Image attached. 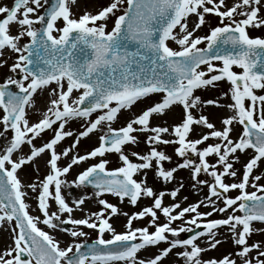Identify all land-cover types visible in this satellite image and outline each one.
<instances>
[{
	"label": "snow or ice",
	"instance_id": "snow-or-ice-1",
	"mask_svg": "<svg viewBox=\"0 0 264 264\" xmlns=\"http://www.w3.org/2000/svg\"><path fill=\"white\" fill-rule=\"evenodd\" d=\"M76 2L13 0L11 6H0V57L5 50L14 53L10 71L20 74V78L10 75L0 82V225H11L13 241L0 251V264H164L176 249L180 251L175 255L184 264H238L237 257L239 264H264V242L248 243L254 231L262 230L254 228V222L264 224V184L258 183L264 176L254 174L264 162V94L255 91L264 90V38L250 37L247 30L264 26V16L258 15L264 0H236L230 6L226 0H126V7L125 0H109L95 13L86 10L78 18L71 11ZM206 14L216 15L219 24L207 35H194L205 25ZM192 15L197 19L189 29ZM109 20H113L110 30ZM13 24L18 26L14 34ZM25 37L27 42L22 43ZM169 41L178 47H171ZM202 42L205 47H199ZM6 62L0 59V65ZM220 81L230 84L220 94L230 103L222 105L219 99L202 100L195 95L196 90L215 87ZM46 89L50 106L41 111V118L30 121L29 109L36 110L34 96L38 91L43 96ZM153 95L158 99L150 106L123 126H112L122 110ZM175 106L182 108L179 122L151 125L153 116L165 115ZM205 106L228 109L229 114L219 117L221 128L207 115L194 112ZM77 119L84 121L83 130L70 147L58 151L60 142L73 135L66 125ZM102 126L106 131L97 146L84 154H71L81 138ZM196 127L209 131L190 138ZM46 130L53 135L36 145L34 140ZM138 132L150 133L145 137L148 145L176 144L174 151L182 162L165 168L163 162L172 157L156 146L144 153L132 151L139 162L130 159L124 146L137 144L134 133ZM210 138L213 143H207ZM249 151L239 178L226 182L225 177H237V153ZM111 152L118 154L120 167L107 168L109 161L103 157ZM212 156L214 163L208 159ZM62 157L67 158L64 164ZM96 157H100L98 162L83 168L73 180L65 178L73 166ZM38 160L42 165H37ZM30 163L35 179L25 185L19 171ZM40 166L46 169L43 176ZM177 169L189 170L193 187L207 188L203 201L166 206L165 192L157 193L146 182V170L169 182ZM201 173L211 179H201ZM137 174L145 179H136ZM71 185L92 186L98 209L74 217V210L86 211L82 205L88 197L82 195L69 203L63 188ZM182 187L172 189L170 196L177 197ZM25 188L36 193L40 215L30 214ZM232 190L237 194L229 196ZM104 194L121 202L127 199L133 206L141 197L151 198L152 204L129 214L104 199ZM202 204L211 210L199 211ZM217 212L225 215L204 219ZM189 213L194 215L185 220ZM120 214L126 218L125 230L118 232L110 221ZM158 214L165 222L158 223ZM146 217V225L133 226L135 220ZM177 220L183 223L172 226ZM41 223L52 230L72 225L63 228L72 241L61 247ZM84 227L96 231L95 240H79L88 235ZM221 227L231 234L237 251L204 258L207 249L221 243L217 239ZM185 232L194 234L182 238ZM106 233H110L108 238ZM199 238L206 239V247L197 243ZM149 248L156 252H148ZM142 251L145 256L139 255Z\"/></svg>",
	"mask_w": 264,
	"mask_h": 264
},
{
	"label": "rangeland",
	"instance_id": "rangeland-1",
	"mask_svg": "<svg viewBox=\"0 0 264 264\" xmlns=\"http://www.w3.org/2000/svg\"><path fill=\"white\" fill-rule=\"evenodd\" d=\"M108 2H109V0H77L76 4L72 5L71 11L74 14V16L78 18L86 10L91 12V13H95L101 7L106 6ZM234 2H236V0H226V3L229 6L232 5ZM12 4H13V0H0V6H3V5L11 6ZM126 6H127V4H126V0H125V4L123 5V7H126ZM221 10H226V9H224L222 7ZM117 14H119V12ZM258 15L264 16V7H262L261 12L258 13ZM240 18L241 17H236V19H240ZM196 19L197 18L194 15L189 17V20H188L189 29H191V27L193 26V22ZM228 22H230V21L225 20V23H228ZM218 24H219V18L216 15L206 14L205 25H203L199 30H197L194 33V35H201V36L207 35L210 31V28L217 26ZM35 26L39 27V24H37ZM61 26H62V22H58L57 27H61ZM112 26H113V20H109L108 21V29L110 30ZM17 30H18V26L16 24H13L11 26V32L14 34L17 32ZM247 30H248V34L250 37L264 38V26L249 27ZM54 34L58 35V33H56V32H54ZM27 39H28L27 37L23 38L22 43L27 42ZM169 44L173 48L178 47L172 41H169ZM205 46H206V44L203 42L201 43V45H199V47H205ZM14 57H15V54L10 53L8 50H5L4 56L0 57V59L7 61L6 63L0 65V82H2L6 77H8L10 75L15 78V76L17 74H19V73H12L10 71V65L14 62ZM234 70L241 71V69L235 68V67H234ZM51 87L55 88L56 87L55 83H53ZM229 88H230V84L228 82L220 81V82H217L215 87L209 86L206 88L196 90L195 95L200 96L202 100L203 99H219L220 104L226 105L227 103L231 102L230 99L226 96H221L220 94L222 92H227L229 90ZM255 91L257 92V94H264V90H255ZM34 98L36 101L34 108L36 110L32 116V119L30 120L33 122L37 121L39 118H41V112H39V110L37 111L38 107H40L39 105L41 102L43 103L42 105H45V107L50 106V104L48 102L47 89L45 90V93L43 96L38 91L35 94ZM157 99H158V97L153 95L150 98H146V99H143L141 101H138L135 105L132 106V108L130 110H122L121 113L118 114V118L115 122H113L112 126L113 127L123 126L126 123V121L129 118H131L134 114H139L142 109L146 108L147 106H150L151 103L153 101H156ZM181 112H182L181 106L172 107L171 110L168 111L165 115L153 116L151 118V121H150L151 125L155 126V125L159 124L161 126H171L174 123L179 122ZM194 112L197 115L198 114L207 115L209 117L210 121L215 124L216 128L222 127V124L219 120V117L229 114V111L227 108L216 107V106H205L202 109H199V108L195 109ZM0 114H2V113H0ZM92 118H95V114L93 115ZM83 124H84L83 120L77 119V120L70 121L68 123V125H66V130H71L73 135L71 137H66L62 142H60V144L57 147L58 151H60L61 149L65 148V147L71 146V144L73 143V140L76 138L79 131L83 130L82 129ZM0 128H2V125H0ZM105 131H106V128L102 126V127L98 128L97 130H95L93 133L89 134L88 137H85L86 139L92 140V143L90 142L91 140L89 141L91 143L90 145L87 143L89 146L84 145L83 144V138H81L80 143L77 145V148L74 149L72 153L73 154H77V153L84 154L86 151L91 150L93 147L98 145V143H99L98 138ZM207 131H209L207 128L196 127L195 132L190 136V138H195L199 133L207 132ZM237 131H239V126H237L236 131H234L232 133L233 137L236 136ZM7 135L9 137L11 136L10 130L8 131ZM52 135H53V133L51 131L46 130L41 137L34 140V143L36 145H40L43 142H45L48 138H50ZM134 135L138 136L139 142L135 145H133V144L125 145L124 151L126 154L129 155L130 159H133L135 162H139V161H136V158L131 156V152L137 151L140 153H144L151 146L158 147V150H162L166 154H168L169 156L172 157V159L170 161L163 162L165 168L174 167L178 162H182L183 158L176 155V153L174 151L175 147H177L176 144H174V143H171V144L161 143L159 145H148L146 143L145 137L147 135H150V133H139L138 132V133H134ZM165 138L171 139V137H168L167 134H165ZM213 142H214V138H210L207 143H213ZM24 150L25 151L28 150L27 145L24 146ZM237 155H239V157H240L239 162L234 163V167L237 170V177H235V178L230 177V176L225 177L226 182H234L235 180H237L239 178V176L241 174V170H242V165L250 157L251 152L250 151L248 153H239L238 152ZM103 158H105V159L107 158V160L109 161V163L107 165V168H109V169H114L116 167L121 166V161L118 158V154H116L114 152L107 153ZM208 159H209L210 163H214L216 158L214 156H212V157H209ZM66 162H67V160H64L60 163L64 164ZM84 163L85 162H81L79 165L73 166V168L70 170V172L67 175L71 174L70 178L75 177L79 173V170L76 168L83 166V165L85 166ZM33 167L34 166L30 163L29 165L22 168L23 174L26 175V176L21 177L22 179L26 180L25 185L33 182V180L35 179ZM217 167L219 168V165H217ZM73 169H76V170L73 171ZM77 170H78V172H77ZM146 171H147V177H146L147 184L149 186L153 187V189L157 193H159L160 191L165 192V196L163 198V203L166 206L171 205L173 203H179L181 207H185L191 203L203 201L204 197L208 194V190L204 185H196V187H193V184L195 183V181H193L191 179L188 169H177V171H176L177 181L174 182V184H170L171 181L164 182L161 178L156 177L152 170H146ZM45 172H46V169L42 166L40 168V175L43 176L45 174ZM254 174H260V175L264 176V162H261L259 168L254 170ZM135 178L138 180H141V179H145V176L143 174H137L135 176ZM200 178L201 179H209V180L211 179L210 177H207L206 174H204V173L200 174ZM258 183L264 184V178H262ZM181 184L183 185V187L180 188L177 198L170 199V197H171L170 191L172 189L179 188ZM24 190L27 193L25 199H26V202L29 204L30 214H32L34 216L40 215V213L38 212V209H37V200L35 199L36 193L32 192L31 189H28V188H25ZM77 190H78L80 196L86 195L88 197L85 200V202H88L89 205L88 206H82V208L85 209L86 211L74 210V212L72 214L74 217H83V216L89 215L91 211H95L98 209L99 205L94 202V199L92 196V194L94 192V190L92 188L84 187V186H80V187L77 186ZM248 190L253 191L254 189L252 187H249ZM63 194L65 195V197L69 201V203H71L73 200L71 196L75 194V190L71 189V188L69 189L68 186H65L63 188ZM236 194H237V192L235 190H232L228 193L229 196H234ZM185 197H186V199H185ZM103 198L108 200L109 202H111L113 204H116L121 209V212H128L129 214H131L132 212L139 211L143 207L149 206L152 204V199L146 198V197H141L139 199L137 205H135V206L129 204L127 199H125L123 202H121L117 197L112 196L110 194H104ZM193 199L196 202H194ZM217 203H219V201ZM54 208H55V205L53 204V209ZM210 210H211L210 207L203 205V204L199 208V211H202V212H206V211H210ZM158 215L160 217L158 220V223L165 222L166 218H164L162 214H158ZM191 215H194V214H192V213L186 214L184 219L187 220V218L190 217ZM224 215L225 214L217 212V213H213L212 217H206L204 219L218 218V217H221ZM125 220H126V218L124 215H123V217L116 215V216L111 218L110 222L113 224L115 229L119 232V231L125 230ZM147 220H148L147 217L140 219V220H135L133 222V226L134 227L144 226L147 224ZM181 223H183V221L177 220V221L173 222L172 226L179 227L181 225ZM39 226L42 229H44L45 231H48L51 235H53V237L59 241L61 247H66L72 241V238L70 237V235L67 234L65 231H63L64 225L62 226V228H59L56 230L48 229L42 223ZM187 226L194 228V226H192V225H187ZM71 227H72V225L70 226V228ZM10 229H11V225H9V224L0 225V251L5 250L8 246H10L13 243V241L11 239ZM83 230L86 233H88V235L86 237H80L79 240L93 241L96 239V236H97L96 231L89 229L87 227H84ZM150 230H153V229L150 228ZM262 230L260 232L254 231L250 235V237L248 239V243L251 244L253 242L261 241V239L264 238V231H262ZM187 233L188 232L182 233L181 234L182 238H186ZM109 236H110V233L105 234V238H108ZM217 239H220L221 243L215 249H207L203 253L204 258H209V257L220 258L225 254H228V253L234 254L237 251L238 246H236L232 242V237H231V234L229 232H224L222 234L218 233ZM197 243H199L201 245V247H206V245H207V241L205 238H199L197 240ZM163 246H165V245L161 244V247H163ZM147 251L148 252H156V249L155 248H149ZM177 251H180V249H176L172 255L167 257L164 260V264H184L183 258L175 255V252H177ZM139 255L145 256L146 253L144 251H142L141 253H139ZM252 256L253 257L255 256L254 251L252 253ZM237 261L239 264V257H237Z\"/></svg>",
	"mask_w": 264,
	"mask_h": 264
},
{
	"label": "bare ground",
	"instance_id": "bare-ground-1",
	"mask_svg": "<svg viewBox=\"0 0 264 264\" xmlns=\"http://www.w3.org/2000/svg\"><path fill=\"white\" fill-rule=\"evenodd\" d=\"M43 103L41 102L40 103V107H38V109H37V111L39 110V112H41L42 110H44V109H46V107H45V105H42ZM34 112H35V110H33V109H29V111H28V118L31 120L32 119V116H33V114H34ZM91 140V139H90ZM89 139H86V138H83V144L84 145H86V146H89L91 143H92V140L90 141ZM91 143H90V142ZM89 145H88V144ZM3 145V141L2 140H0V146H2ZM71 154H73V153H71ZM100 159V157H96V158H90L88 161H86L84 164H85V166L87 165H90L91 163H95V162H98V160ZM105 159V158H104ZM107 159V158H106ZM64 160H67V158H65V157H62L61 158V161L60 162H62V161H64ZM37 165H42V160H38L37 161ZM85 166L83 165V166H80V167H78V168H76V169H78L79 171L82 169L83 170V168H85ZM42 166H40V168H41ZM76 169H73V171L74 170H76ZM78 170H77V172H78ZM22 176H26V175H24L23 174V171L21 170L20 172H19V177H20V179L25 183L26 182V180H24V179H22L21 177ZM71 177V174H69V175H66V179L68 180V181H71V180H73L75 177H73V178H70ZM174 177H175V179L174 180H172L171 181V183L170 184H174V182H176L177 181V176H176V173H174ZM68 188L70 189H74L75 190V194L74 195H72L71 197H72V199H74V198H77V197H80V194H79V192H78V190H77V186H75V185H71V186H68ZM178 196V195H177ZM175 198H177V197H175ZM174 198V199H175ZM170 199H172V197H170ZM73 201V200H72ZM193 201L194 202H196L194 199H193ZM89 205V203L88 202H85L84 203V205H82V206H88ZM120 217H123V215L122 214H120L119 215ZM254 227L255 228H257V229H263L262 231H264V224H262V223H260V222H254ZM224 232H228V231H226L225 230V228H223V227H221L220 229H219V233H224ZM258 232H260V231H258ZM260 242H264V238H262L261 239V241Z\"/></svg>",
	"mask_w": 264,
	"mask_h": 264
},
{
	"label": "water",
	"instance_id": "water-1",
	"mask_svg": "<svg viewBox=\"0 0 264 264\" xmlns=\"http://www.w3.org/2000/svg\"><path fill=\"white\" fill-rule=\"evenodd\" d=\"M262 58H264V57H262ZM91 188H92V186H90ZM93 189V188H92ZM65 228H70V224H66L65 225ZM201 230H202V228H201ZM194 231H195V229H194ZM194 234V232H192V233H188L187 234V236H186V238L188 237V236H190V235H193Z\"/></svg>",
	"mask_w": 264,
	"mask_h": 264
}]
</instances>
